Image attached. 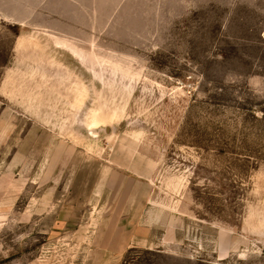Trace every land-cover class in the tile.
I'll return each mask as SVG.
<instances>
[{"label": "rangeland", "instance_id": "obj_1", "mask_svg": "<svg viewBox=\"0 0 264 264\" xmlns=\"http://www.w3.org/2000/svg\"><path fill=\"white\" fill-rule=\"evenodd\" d=\"M0 264H264V0H0Z\"/></svg>", "mask_w": 264, "mask_h": 264}]
</instances>
